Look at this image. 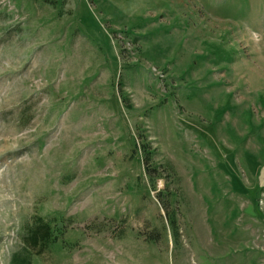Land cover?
Returning <instances> with one entry per match:
<instances>
[{
    "label": "rangeland",
    "instance_id": "1",
    "mask_svg": "<svg viewBox=\"0 0 264 264\" xmlns=\"http://www.w3.org/2000/svg\"><path fill=\"white\" fill-rule=\"evenodd\" d=\"M264 264V0H0V264Z\"/></svg>",
    "mask_w": 264,
    "mask_h": 264
},
{
    "label": "trees",
    "instance_id": "2",
    "mask_svg": "<svg viewBox=\"0 0 264 264\" xmlns=\"http://www.w3.org/2000/svg\"><path fill=\"white\" fill-rule=\"evenodd\" d=\"M55 238L48 222H42L37 218L34 223L28 227L24 235V245L12 256L11 264H32L33 252H40L53 242Z\"/></svg>",
    "mask_w": 264,
    "mask_h": 264
}]
</instances>
